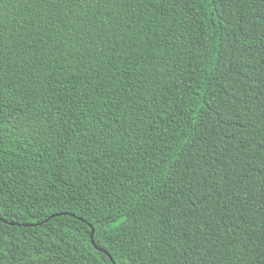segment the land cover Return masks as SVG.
Masks as SVG:
<instances>
[{"label":"trees","instance_id":"1","mask_svg":"<svg viewBox=\"0 0 264 264\" xmlns=\"http://www.w3.org/2000/svg\"><path fill=\"white\" fill-rule=\"evenodd\" d=\"M92 228L264 264V0H0V264H113Z\"/></svg>","mask_w":264,"mask_h":264},{"label":"water","instance_id":"2","mask_svg":"<svg viewBox=\"0 0 264 264\" xmlns=\"http://www.w3.org/2000/svg\"><path fill=\"white\" fill-rule=\"evenodd\" d=\"M55 215H56V214H55ZM53 216H54V215H51V216H49V218H52ZM93 231H94V230H93V228H92V229H91V234H90L92 244L95 246V248H96L97 250H99V251H103L105 254H107L108 257L110 258V260L112 261V263L115 264V262L113 261L111 255H109V254L107 253V251H105V250H103L102 248H99V247H97V246L95 245L94 240H93Z\"/></svg>","mask_w":264,"mask_h":264}]
</instances>
